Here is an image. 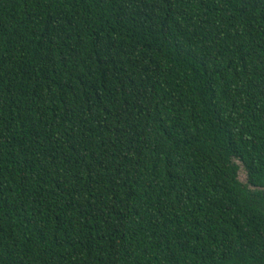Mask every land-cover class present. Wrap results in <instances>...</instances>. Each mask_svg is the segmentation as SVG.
Returning <instances> with one entry per match:
<instances>
[{
    "label": "trees",
    "instance_id": "16d2710c",
    "mask_svg": "<svg viewBox=\"0 0 264 264\" xmlns=\"http://www.w3.org/2000/svg\"><path fill=\"white\" fill-rule=\"evenodd\" d=\"M0 264H264V0H0Z\"/></svg>",
    "mask_w": 264,
    "mask_h": 264
},
{
    "label": "rangeland",
    "instance_id": "374dc122",
    "mask_svg": "<svg viewBox=\"0 0 264 264\" xmlns=\"http://www.w3.org/2000/svg\"><path fill=\"white\" fill-rule=\"evenodd\" d=\"M238 177H239V180L241 182H244L245 181V174L243 173V171H241V172L239 171Z\"/></svg>",
    "mask_w": 264,
    "mask_h": 264
}]
</instances>
